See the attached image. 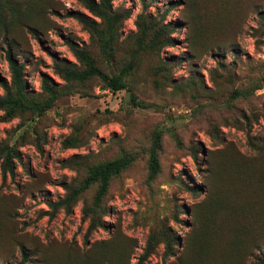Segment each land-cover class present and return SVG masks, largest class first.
<instances>
[{
  "label": "rangeland",
  "instance_id": "rangeland-1",
  "mask_svg": "<svg viewBox=\"0 0 264 264\" xmlns=\"http://www.w3.org/2000/svg\"><path fill=\"white\" fill-rule=\"evenodd\" d=\"M109 10L102 50L106 24L80 0H0V82L13 91L8 51L24 96L45 97L43 78L58 93L39 115L0 111V264H264V0ZM72 48L100 75L65 80L84 70ZM123 152L93 212L94 188L52 209Z\"/></svg>",
  "mask_w": 264,
  "mask_h": 264
},
{
  "label": "trees",
  "instance_id": "trees-1",
  "mask_svg": "<svg viewBox=\"0 0 264 264\" xmlns=\"http://www.w3.org/2000/svg\"><path fill=\"white\" fill-rule=\"evenodd\" d=\"M84 3L86 8L90 13L102 19L106 26L102 31L98 33V42L102 50L107 46L106 36L111 35V27L114 22V17L111 15L109 10L110 0H80ZM139 46L142 50H147L148 48L139 42ZM73 54L76 59L82 63L84 70L81 73L75 74L69 71H64L65 80H77L82 81L84 79L90 78L92 76H98L99 71L95 68L94 63L90 55L81 49L72 48ZM6 60L9 68L12 72V85L13 91L0 82L1 88L3 90V96L0 97V111L3 112L4 119H10L18 112H30L33 114L44 113L56 99L58 93L55 88L49 84L46 78L41 80V89L45 94L41 100L28 99L22 93L21 82L19 78V73L15 68V64L10 57L9 52H6ZM130 67V66H129ZM128 68L124 69L122 73H127ZM107 84L112 88V90L120 89V82L117 79H110ZM6 151L4 163L9 165V158L14 155L10 147H5ZM133 162L131 154L123 152L119 157L113 158L108 161L97 162L89 166L82 167L79 171L83 173V177L80 179L77 185L67 189V195L63 200L54 203L51 207H65L73 204L79 197L83 194L89 192L94 188L93 194L89 203H84L83 211L85 213L93 212V208L100 205L102 197L105 195L109 183L113 178H116L121 172L126 170ZM148 177L152 178L157 171V155L156 148L153 145L148 152ZM143 256H140L135 264H142ZM264 263V260H262Z\"/></svg>",
  "mask_w": 264,
  "mask_h": 264
}]
</instances>
